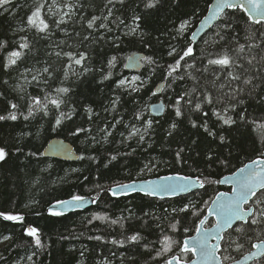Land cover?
Masks as SVG:
<instances>
[{
	"label": "snow or ice",
	"instance_id": "snow-or-ice-1",
	"mask_svg": "<svg viewBox=\"0 0 264 264\" xmlns=\"http://www.w3.org/2000/svg\"><path fill=\"white\" fill-rule=\"evenodd\" d=\"M189 3L191 10L178 16L179 23L166 33L169 36L166 55L171 58L168 62L160 63L162 57L153 51L127 57L128 63L123 67L147 65L153 73L162 70V78L174 95L168 97L167 103L152 105L147 112L161 115L169 110L173 114L164 129V139L176 142L173 160L167 163L187 167L191 172L177 171L157 180H131L104 189L112 196L138 192L148 198L180 197L182 202L170 204L161 212L151 204H141L126 207L116 217L107 212L93 214L87 220L88 225L99 221L108 229L119 227L120 233L110 239L100 234L87 239L126 251L137 250L129 256L114 251L111 259L102 256L96 264H115L116 260L119 264L126 261L137 264V255L147 257L144 264H247L249 260L259 264L264 259V0H211L199 28L186 38L192 28V17L197 15L198 0H0V18L6 15L8 18L0 20V124L47 119L51 131L59 130L73 138L86 133L89 148L116 142L130 151L107 152L103 167H115L123 160L125 171L134 166L140 176L159 166L155 158L141 166L134 157L137 148L152 147L154 128L161 122L146 118V110L139 106L132 111L131 120L120 115L118 105L122 106V96L141 92L147 87V80L115 73L119 57L109 56L104 49L118 51L124 38L153 49L148 19L155 13L179 11ZM201 39L204 47L197 55L194 42ZM171 41H176L179 47ZM155 43H160L159 36L155 37ZM93 81L98 87L110 89L99 111L94 109L95 101L89 100L83 91L77 92L81 85ZM80 96H84L83 101ZM133 103L139 105L135 99ZM78 116L87 119L77 123L74 117ZM185 124L199 135H183L181 128ZM42 131L43 125L37 124L36 137ZM116 134L120 137L118 141ZM30 135L33 133L21 132L20 137ZM131 141L137 147H131ZM25 147L16 137H11V143L0 141V175L5 189L13 185L9 199L19 187L16 181L26 177L25 182L31 181L33 187L41 183L29 171L33 161L44 165L40 168L44 173L53 168V163L41 157L72 154V149L59 141L44 152L35 146L25 151ZM234 153L248 155L249 162L229 175H221L218 170L231 169L232 160L238 158ZM13 157L20 161L19 172L4 167ZM71 158L93 162L99 159L95 154L83 152ZM214 184L230 185L231 190L216 192L208 200L196 199L200 190ZM86 199L73 195L70 200L56 203L72 208ZM53 208L49 207L50 214H64ZM0 219L19 224L23 235L31 237L30 241L15 246L23 249V255L17 251V258L9 260L0 253V262L38 264L41 254H50L51 245L45 242L41 230L25 225L22 213L0 211ZM187 220L193 224L188 225ZM127 221H139L140 230L128 234ZM193 229L196 235L183 240L176 238V234ZM2 239L9 241L12 237L4 235ZM245 241L255 251L238 259L233 253H241ZM87 251L79 250L77 258V250L69 248L62 253L69 257L64 264H84Z\"/></svg>",
	"mask_w": 264,
	"mask_h": 264
},
{
	"label": "trees",
	"instance_id": "trees-1",
	"mask_svg": "<svg viewBox=\"0 0 264 264\" xmlns=\"http://www.w3.org/2000/svg\"><path fill=\"white\" fill-rule=\"evenodd\" d=\"M210 2L211 0H198L197 15L192 17L191 31L194 29L200 18L205 14L207 5ZM191 8L192 4L189 3L186 7H182L179 11H163L161 13H155L148 19L147 31L152 34L154 40L153 49L144 48L143 45L139 43H130L129 40L132 38H124L125 42L121 45V48L118 51H115L110 47H106L104 50L109 56L115 54L119 57V62L114 72L118 75L123 74L128 77L132 75L124 71L123 64L125 63L126 58L134 53L146 55L152 54V52L155 51L157 57H162V59H160V63L163 64L168 62L171 58L166 55L167 44L169 43V36L166 33L168 30L173 28L174 24L179 23L177 17L183 15L185 11H190ZM237 15L242 16L243 14L237 13ZM7 19V15L4 18H0V20L3 21H7ZM4 26L7 27V23H5ZM190 32L185 34V38L189 36ZM156 36L160 37V43H155ZM171 42L179 47V44L176 41ZM195 45L196 47L194 51L198 55L199 50L204 47L203 40H199ZM118 75L114 76L113 79L118 78ZM137 75L141 76L142 79L147 80V87L139 93H133L131 96L124 94L122 96V106L118 105V109L120 115H123L126 120H131L132 111L138 106L143 107L146 110V118L160 120V125H157L154 128V135L151 141L152 147L149 148L147 145H144L143 147L137 148V152L134 157L141 163V166L143 163H146L152 158L159 161L158 168L152 173L140 176L137 174V169L134 166L125 171L123 168V160H121L120 164H117L115 167L109 165V168H104L103 164L106 163L104 157L107 152H114L116 149H119L120 151H130V148H126L116 142L103 144L102 146L97 145L95 148H89L85 139L87 135L86 133L81 134L79 138H73L71 136H67L66 133L60 132L59 130L55 132L51 131L47 119L40 120L37 118L36 121L31 123L20 120L16 122H8V124H0V141L11 143V137H16L21 144L26 145L25 151H27L29 147L33 146L40 148V151H42L48 141L53 138H57L69 141L73 145L77 154H81L83 152L85 154H95L99 157V159L95 162L89 160H77V162L74 163H67L52 159L50 160L41 157L42 160L53 163V168L49 169L48 172L42 173L40 172V168L44 167V165L36 164V162L33 161L32 167L29 171L32 172L33 179L38 178L41 183L36 184L33 187L31 181L25 182L27 178L24 177L23 173H20V176L24 178L16 181L19 187L14 189V194L11 196V199H9V191L13 189V185L9 184L8 189H5L3 176L0 175V211L22 213L25 216V225L31 224L32 226L40 229L45 242L51 245L49 250L50 254L47 252L41 254L38 264H64L69 257L63 255L62 253L66 252L69 248H75L77 250V258L79 250H88L86 252L84 264H96V261L102 256H108L111 259V253L114 251L117 252V255L121 252H123L125 256L135 255L137 251L136 249L126 251L125 249H118L115 245L101 244L98 241L87 239L88 236L97 234L104 235L106 239H110L112 236L118 237L120 233L119 227L108 229L106 225L99 221H95L93 224L88 225L87 220L95 213L104 212L116 217L121 215L126 207L135 208L137 205L141 204H151L157 212H161L163 208H168L170 204L179 205L182 202L180 197L165 200L152 199L141 195L113 198L107 193V191L104 190L110 186L135 179L155 178L168 174H174L177 171H180L182 174H189L191 172V169L187 167L181 168L179 165L173 166L171 163H167L173 160V152L176 147V142L171 140L166 141L164 139V129L167 128L168 121L173 114L169 110H165L161 117L154 118L147 112V107L150 103L156 101L157 99L167 103L168 97L174 95L172 90L167 87L166 82L162 78V70L158 69L155 73H153L149 66L143 65L142 70ZM98 78L99 77L97 76L96 79ZM88 79L92 80V77H89ZM105 84H110V82H105ZM159 84H163V89L160 95L153 96L152 92H154L155 87ZM173 87H175V85H173ZM101 88H103L102 91ZM31 90L32 89H29V91ZM81 91L84 92L89 100L96 102L94 104V109L99 111L101 103L108 98L110 89L104 86L98 87L93 81L89 84L81 85V87L77 89V92L79 93ZM79 98L81 101L84 100V96H80ZM134 99L139 101V105L133 103ZM103 115L107 116L108 114L103 113ZM108 118L111 119L110 116ZM118 118L119 116H117V119ZM74 119L77 123H82L87 118L86 116H78L74 117ZM37 124H42L44 127V131L41 132L39 137H36L35 135ZM84 126L86 128L89 127L87 123H85ZM92 127L95 132V125H92ZM21 132H31L33 135L21 138ZM181 133L185 136L199 135L195 129H191L187 124L181 128ZM119 139V135L116 134V141ZM109 140L111 141L112 138L110 137ZM129 143L131 144V147H137L135 141H131ZM170 143L171 147L169 146ZM234 155L238 158L232 160L231 169L218 170L221 175H229L235 168L241 167L244 163L249 162L248 155L246 154L234 153ZM20 159L22 160L23 157H20ZM19 163L20 161L13 157L9 164L4 167H13L17 172H19ZM74 168L78 169V171L72 172V169ZM85 176L87 179H84ZM97 184L100 185V187H97ZM227 190L228 189L226 188H220L217 184L206 186V190H200L201 194L198 195L196 199L199 200L202 198L203 200H208L210 197L214 196L216 192ZM73 195H81L84 197L92 196L96 199V201L92 208L83 212L76 211L65 216L46 213V208L50 204L70 199ZM25 205H28V207H25ZM136 211L138 215L141 214L138 208ZM36 212H39L40 215H36ZM124 214L127 215V213ZM185 223L191 226L193 221L187 220ZM125 229L128 234H131L133 231L140 230V222L127 221L125 222ZM194 232L195 231L193 229L186 234L178 233L176 234V238L183 240L186 236H192ZM81 233H83V235H81ZM4 235H10L12 239L6 241V243L2 245L0 253L9 257V260L17 258V251L23 255V249L15 246L23 244L26 240L30 241L31 237H25L23 235V229L21 226L19 224H14L11 221H3L0 219V241H3L2 238ZM61 236L69 237V239L61 240L59 239ZM75 237L79 238L77 239ZM154 238L155 237L153 236H149V239ZM250 248V244L245 241V247L241 250V253H233V255H236L237 258H239L243 254L247 253ZM145 259H147V257L136 256L137 264H144ZM0 264H3V262H0ZM115 264H119V261L116 260ZM125 264H131V262L126 261ZM254 264H257V262ZM259 264H264V259L259 261Z\"/></svg>",
	"mask_w": 264,
	"mask_h": 264
},
{
	"label": "water",
	"instance_id": "water-1",
	"mask_svg": "<svg viewBox=\"0 0 264 264\" xmlns=\"http://www.w3.org/2000/svg\"><path fill=\"white\" fill-rule=\"evenodd\" d=\"M204 15H207V12L204 14ZM203 18V17H202ZM201 18V19H202ZM200 19V20H201ZM200 20L198 21V23L195 25V27H194V29H193V31H197V29L199 28V24H200ZM201 31H203V30H201ZM191 35V34H190ZM200 36V33L198 32V37ZM197 42H194V44H196ZM135 54H137V55H141V53H135ZM132 56V55H131ZM125 63H128V60L126 59V61H125ZM142 70V67H131V68H124V71L125 72H127V73H131V74H138V73H140V71ZM162 89H163V84H159V85H157L156 87H155V89H154V92H156L157 93V96L158 95H160V93H161V91H162ZM162 101H156V102H153V103H151L149 106H148V109L152 106V105H154V104H159V103H161ZM149 113V112H148ZM164 114V111H163V113L161 114V115H157V114H155V112L153 111V112H151V113H149V115L150 116H152V117H154V118H158V117H161L162 115ZM61 142V143H63V144H65V145H67L69 148H71L72 149V154H70L69 156H65L64 154H59V155H52V154H48L47 156H44V157H42V158H46V159H52V160H58V161H62V162H67V163H74V162H77V160H75V159H73V158H71V156L72 155H77L76 153H75V150H74V148H73V146L69 143V142H66V141H64V140H61V139H57V138H53V139H51L50 141H48V143L45 145V147L42 149V151L41 152H44V150L45 149H47L48 147H49V145L50 144H55L56 142ZM163 177V176H162ZM158 178H160V177H158ZM158 178H151V179H147V180H157ZM137 181H141V180H137ZM220 187H226V188H229L230 190H231V186L230 185H219ZM113 187H116V186H113ZM229 190V191H230ZM108 193V192H107ZM110 194V193H109ZM111 195V194H110ZM133 195H142L143 196V194L142 193H138V192H133V193H131V194H129V195H117V196H112V197H126V196H133ZM174 198H177V197H174ZM154 199H159V198H154ZM164 199H173V198H167V197H165ZM68 200H70V199H68ZM64 201H67V200H64ZM93 201H95V199L93 198V197H87V199L79 206V207H72V208H69V207H65V206H63V205H60V204H57V203H55V204H51V205H49L47 208H46V213H49V211H48V209H49V207L50 206H54V208H53V211H55V212H63L64 214L63 215H69V214H71V213H73V212H75V211H86V210H88V209H90V208H92L93 207V205H94V202ZM194 235H196V233L194 234ZM193 235V236H194ZM251 251H255V249H251ZM249 253H247V254H245V255H248ZM242 258V257H241ZM253 262H255V261H253V260H249V261H247V264H252Z\"/></svg>",
	"mask_w": 264,
	"mask_h": 264
},
{
	"label": "rangeland",
	"instance_id": "rangeland-1",
	"mask_svg": "<svg viewBox=\"0 0 264 264\" xmlns=\"http://www.w3.org/2000/svg\"><path fill=\"white\" fill-rule=\"evenodd\" d=\"M132 76H135V75H130L129 77H132ZM6 243V241H2L0 242V248L2 247V245H4Z\"/></svg>",
	"mask_w": 264,
	"mask_h": 264
},
{
	"label": "bare ground",
	"instance_id": "bare-ground-1",
	"mask_svg": "<svg viewBox=\"0 0 264 264\" xmlns=\"http://www.w3.org/2000/svg\"><path fill=\"white\" fill-rule=\"evenodd\" d=\"M62 140V139H61Z\"/></svg>",
	"mask_w": 264,
	"mask_h": 264
}]
</instances>
